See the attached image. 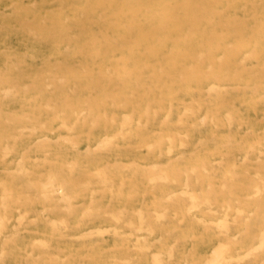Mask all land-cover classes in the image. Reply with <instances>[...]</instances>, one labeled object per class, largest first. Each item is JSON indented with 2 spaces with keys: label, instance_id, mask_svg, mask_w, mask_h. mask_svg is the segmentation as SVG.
Segmentation results:
<instances>
[{
  "label": "rangeland",
  "instance_id": "obj_1",
  "mask_svg": "<svg viewBox=\"0 0 264 264\" xmlns=\"http://www.w3.org/2000/svg\"><path fill=\"white\" fill-rule=\"evenodd\" d=\"M160 1L175 3L151 0L144 12L158 18ZM236 1L222 13L252 26L251 5ZM83 5L0 0V264H211L215 252L212 264H264L262 61L242 55L236 73L176 85L140 112L97 110L121 91L103 75L125 60L87 54L118 29L108 9L97 22ZM61 23L69 38L49 34ZM172 44L137 78L140 94Z\"/></svg>",
  "mask_w": 264,
  "mask_h": 264
},
{
  "label": "bare ground",
  "instance_id": "obj_2",
  "mask_svg": "<svg viewBox=\"0 0 264 264\" xmlns=\"http://www.w3.org/2000/svg\"><path fill=\"white\" fill-rule=\"evenodd\" d=\"M148 1L151 0H81L84 4L81 8L82 14L95 15L93 21L100 22L101 16L98 15V10L100 8L108 9L110 17L107 22L111 27L118 29V36L115 39L104 36L99 41L97 40L98 37H94L92 41H94L93 46L95 47L87 54L105 55L108 52L119 50L125 60L122 65H116L112 73L108 72L103 75L107 84L117 83L121 86V91L103 95L95 104L97 110L100 109L101 104L123 103L132 105L136 112H140L144 102L150 106L152 103L162 102L164 98L171 96L176 85L188 87L192 82L201 83L205 78L218 80L227 77L233 70L236 73L237 68L234 64L242 55L261 60V66L264 68V15L262 16L258 11L259 0H242L243 4H249L252 7V26L244 20L227 17L222 13L223 8H233L239 5L236 0H174V4L160 1L162 9L158 18H155L152 12H144ZM143 12L147 13L144 20L140 18V14ZM113 16L115 19H112ZM61 24L60 34L57 32L49 34L62 39L69 38L70 27L64 23ZM102 41L103 43H101ZM171 41L173 44L168 51L167 60L165 62L158 61L157 67L153 68L155 78L152 85L148 86L149 91L140 94L137 89L142 85L137 78L153 60V57L163 54L167 44ZM219 48L223 49V53L220 58H216L214 52ZM81 52L84 53L83 50ZM88 71L85 69L81 75L89 73ZM91 75L93 76V74ZM165 75L170 77L169 82L163 79ZM93 79L94 76L91 77V80ZM95 80L98 85L103 84L98 77ZM60 81L62 83L65 79ZM164 90H167V94L164 93ZM94 110L88 111L91 113ZM68 111L75 112L77 110L69 106ZM145 114L149 115V107L146 108ZM94 176L96 177V175ZM54 180L51 178V182L46 183V185H53ZM256 184L258 183L256 182ZM193 197L191 199L194 200L195 197ZM199 200L202 201V199ZM195 207L193 206V208ZM254 248L252 249L254 250ZM215 254L217 255L216 258L220 256L217 252ZM247 255L245 254L244 257ZM216 258L212 262H217ZM153 259L156 260L155 257ZM212 262L210 263L212 264Z\"/></svg>",
  "mask_w": 264,
  "mask_h": 264
}]
</instances>
